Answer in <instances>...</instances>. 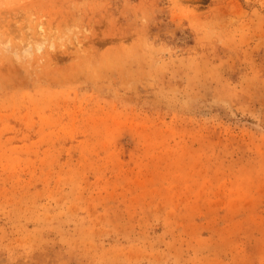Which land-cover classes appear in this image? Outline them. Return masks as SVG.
<instances>
[{"label":"rangeland","instance_id":"1","mask_svg":"<svg viewBox=\"0 0 264 264\" xmlns=\"http://www.w3.org/2000/svg\"><path fill=\"white\" fill-rule=\"evenodd\" d=\"M0 264H264V0H0Z\"/></svg>","mask_w":264,"mask_h":264}]
</instances>
